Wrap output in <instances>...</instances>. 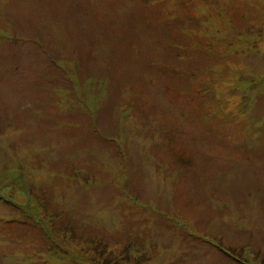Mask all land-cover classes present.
I'll return each instance as SVG.
<instances>
[{
  "label": "rangeland",
  "instance_id": "374dc122",
  "mask_svg": "<svg viewBox=\"0 0 264 264\" xmlns=\"http://www.w3.org/2000/svg\"><path fill=\"white\" fill-rule=\"evenodd\" d=\"M0 264H264V0H0Z\"/></svg>",
  "mask_w": 264,
  "mask_h": 264
}]
</instances>
